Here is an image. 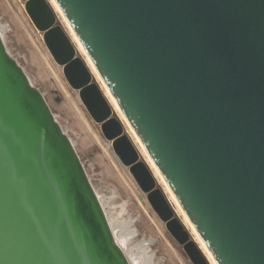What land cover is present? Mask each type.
<instances>
[{"label": "water", "instance_id": "water-1", "mask_svg": "<svg viewBox=\"0 0 264 264\" xmlns=\"http://www.w3.org/2000/svg\"><path fill=\"white\" fill-rule=\"evenodd\" d=\"M19 1L167 232L210 264L51 3ZM54 1L216 264H264V0ZM0 264H130L1 34Z\"/></svg>", "mask_w": 264, "mask_h": 264}, {"label": "rangeland", "instance_id": "rangeland-1", "mask_svg": "<svg viewBox=\"0 0 264 264\" xmlns=\"http://www.w3.org/2000/svg\"><path fill=\"white\" fill-rule=\"evenodd\" d=\"M48 1L51 3L50 0ZM56 15L58 17L57 23L72 39L77 49L76 55L86 61L85 56L87 54L85 51L83 54L77 48L69 31L71 27L60 9L59 12L56 11ZM0 28L2 29L6 50L22 67L32 85L42 93L56 121L72 141L94 190H96L100 200L105 201L103 207L108 220L110 222L116 219L126 220L129 223L130 230H133V234L124 246L120 242L121 246L129 250L135 244L145 242L151 264H191L182 248L170 236L164 224L152 211L145 195L139 190L128 170L118 162L112 152L110 142L104 139L99 125L90 119L78 98L77 92L71 89L66 82L62 74V68L53 61L42 41L41 33L33 26L21 1L0 0ZM94 79L102 88L95 75ZM102 91L104 92L103 88ZM114 111L124 125V133L130 137L138 149L140 160H144L154 173L149 161L134 138L133 129L131 128L133 132L130 131L117 110L114 109ZM139 143L142 146L140 141ZM154 175L158 183L157 187L162 189L176 216L184 223L191 234V238L200 246L163 182L155 173ZM159 175L163 179L160 173ZM191 226L193 227L192 224ZM205 255L208 258L206 253ZM129 260L131 264H141L140 262L135 263L131 258ZM209 263L212 264L210 260Z\"/></svg>", "mask_w": 264, "mask_h": 264}, {"label": "bare ground", "instance_id": "bare-ground-1", "mask_svg": "<svg viewBox=\"0 0 264 264\" xmlns=\"http://www.w3.org/2000/svg\"><path fill=\"white\" fill-rule=\"evenodd\" d=\"M53 8H55V10L57 12H59V7L57 6L56 2L54 0H50ZM70 34L73 38V40L76 43L77 48L80 50V52H82L84 54V50L83 47L81 46V44L78 42L77 38L75 37V35L73 34V31L69 28ZM0 34L3 38V34H2V29L0 28ZM85 59L87 61V64L89 65L92 73H94V75L96 76V78L99 80V82L102 85V88L105 92V95L107 96V98H109L108 100L111 102V105L114 107L115 110H117V112L119 113L120 117L122 118L123 122L125 123V125L128 127V129L130 131H132L131 126H129V124L127 123V121L124 119L123 114L121 112V110L119 109L116 101L114 100V98L111 96V94L107 91L105 85L103 84V82L100 79V76L98 75V73L96 72V70L92 67L91 61L89 59V57L85 56ZM133 132V131H132ZM133 134V133H132ZM134 138L136 140V142L139 144V147L141 149V151L143 152V154L145 155V157L147 158V160L149 161L154 173L156 174V176L163 182L165 188L167 189V191L169 192L170 197L172 198L173 202L176 204L177 208L181 211V213L184 216V219L186 220V222L188 223L189 227L191 228L193 234L195 235V238L198 240L201 248L204 250V252L207 254L210 262L212 264H216L215 261L213 260L211 254L209 253V251L207 250L205 244L203 243V241L200 239V237L198 236V234L196 233V231L194 230V228L191 226L188 218L186 217V215L184 214V212L182 211V209L180 208L178 202L176 201V199L174 198V196L172 195V193L170 192V190L167 188V185L165 184L164 180L161 178V176L159 175V172L157 171L156 167L154 166L153 162L151 161V159L149 158V156L147 155V153L145 152V150L143 149V147L140 145L139 140L137 139V137L134 135ZM96 192V190H95ZM97 194V192H96ZM98 196V194H97ZM100 203L102 204V207L105 203V201L100 200V198L98 197ZM104 209V207H103ZM105 211V210H104ZM106 213V212H105ZM107 215V214H106ZM108 218V217H107ZM109 221V220H108ZM110 226L112 229V232L114 234V238L116 240V242L121 246L120 242L123 244V246L125 245V243L129 240V238L131 237V235L133 234V230H130V226L129 223L126 222V220H113L112 222H110ZM131 223V222H130ZM147 246V245H146ZM145 246V242L142 243H137L134 246L131 247V249L129 250H125L126 256L128 257V260L131 258L135 263L140 262L141 264H151L150 263V256L147 255V247ZM130 261V260H129ZM131 264V263H130Z\"/></svg>", "mask_w": 264, "mask_h": 264}]
</instances>
